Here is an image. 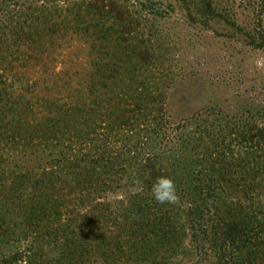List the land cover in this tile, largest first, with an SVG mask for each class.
Wrapping results in <instances>:
<instances>
[{
    "label": "rangeland",
    "instance_id": "1",
    "mask_svg": "<svg viewBox=\"0 0 264 264\" xmlns=\"http://www.w3.org/2000/svg\"><path fill=\"white\" fill-rule=\"evenodd\" d=\"M205 1L212 9L200 15L197 0H0V182L17 189L14 203L0 194V220L25 231L22 211L47 199L62 210L43 220L52 236L0 237V264L14 254L5 264H133L129 247L145 234L149 264H221L214 237L197 257L186 204L167 218L155 211L141 171L162 136L178 150L196 129L236 153L221 170L231 182L210 187L208 216L263 227L264 0ZM87 121L95 133L83 138ZM153 213L168 244L143 228Z\"/></svg>",
    "mask_w": 264,
    "mask_h": 264
},
{
    "label": "trees",
    "instance_id": "2",
    "mask_svg": "<svg viewBox=\"0 0 264 264\" xmlns=\"http://www.w3.org/2000/svg\"><path fill=\"white\" fill-rule=\"evenodd\" d=\"M199 3L200 6L197 8V12L200 15H202L206 10L212 9V5L208 1L197 0V3H194V5H198ZM160 103H162L161 99ZM162 110V105H160V107H157V116H160L162 114ZM77 117L78 116L75 109L69 108L65 116V121L69 125H72L77 122ZM157 118L159 122L162 121L160 123V126H163L162 123L164 121L162 120L161 116ZM194 123H197V121H194ZM84 125L85 133L83 131L82 133H78L83 138H90V135L95 133V131L92 130L93 125L90 121H87ZM35 130L37 131L36 133L39 132V128L36 129V127H34L33 132H35ZM63 130L66 131L68 129L67 127H63ZM205 132L206 131L201 130L197 133L196 129V132L193 134L189 133L187 135V133H183L184 139L180 144L178 150L173 149L174 144H171L169 145V147H167L168 145L166 146L165 143H162L164 139V137L162 136L158 143L159 146L156 148V152H158V154L155 152H145L146 154H150L147 155L146 158L148 164H144L141 169L142 172L146 171V174H144L146 175L145 188L147 191H150L152 184L159 176H167L174 180L177 193L180 197L179 203H177L176 205L182 206L183 204H186L184 209L185 216L188 222L190 244L192 245L193 250L196 251L198 258H203L204 249L207 247V244L210 245L211 238L214 237L216 241H219V244L217 243L216 247L220 249L219 256L222 258L221 264H239V261L240 264H255L257 258H260L264 261V236H259L257 237V239H251L247 237L253 234L252 231L256 233L255 236H258L259 234L264 235V225L263 227H252L246 225V223L239 218H237L239 220L238 221L236 219H227L226 217L222 218V216L216 214L214 218L208 216V208H210L209 201H214L217 197L215 191L213 189H210V187L214 183L217 184L215 188L219 190V181H221V177L223 181L225 180L231 182V180L223 179L225 173H221V170H226V168L233 169V163L236 160V153L233 149H231L230 151H228V148L224 149L223 146L221 147L215 140L211 142V144L204 142L202 134H205ZM70 133L72 132L70 131ZM12 136H14V134ZM27 136L29 138H32L31 133H27ZM198 138L200 139L198 140ZM11 140H14V138L11 137ZM160 150L162 151V153H160ZM154 154H157L158 157L156 158H158L160 161L156 159L154 160L152 158L151 155ZM164 158L167 160L166 162H168V164L163 162ZM224 159L229 161H225ZM208 162L210 163V167L207 169L210 170V175H207L205 172L200 171V169H202L201 166L203 165V163ZM61 164L62 163H60V165ZM0 176L3 177L2 174ZM93 178L95 179V182H100V179L96 176ZM243 181L245 182V180ZM108 183L109 182H107V180H102V186H105V188L108 187ZM236 183L239 184V179H236ZM3 186L4 185L1 183L0 194L3 202L6 203L10 201L14 203L13 193L15 190H17L16 187L11 186L7 188ZM97 190L102 192L101 185L97 187ZM43 202V204L39 203L33 205L27 212L22 211L21 220L25 225H23L22 222L20 224L23 226L22 228H24L25 231L27 230V232H25L23 229L15 230L13 228H7V224L9 221L5 222L4 218H1L0 226L4 227L0 228V237L9 239H19L21 237L22 239H24L28 237V234L30 235L31 233H36L39 237H48L56 234V231L52 228V224H45L43 220L46 218L52 220L60 219V217L62 216L61 201L60 199H47L43 200ZM153 205V207H156L155 211L158 210L159 212L161 211L163 213V218H167L169 210H172L173 207L176 206L169 204L161 205L156 201H154ZM3 209L5 211H8L6 207H3ZM156 213H153V215L149 216L150 218L148 217L149 221H153L155 223L150 224L152 222H147V225H144L143 228H145L144 230H148L147 233L150 232L151 236L153 237L160 235L163 242L156 243L157 245L168 244L169 241H167L165 232H163L164 236L161 235L160 229H158L157 227V231H154V226L160 219V217H158ZM212 223H214L215 226H213ZM171 226L173 227V230H175V223L171 224ZM141 228L142 227H140V229ZM219 229L221 231H218ZM170 233L172 235L171 231ZM70 234L74 235V230H71ZM217 235L220 236V238L225 236V239L217 238ZM137 236V239H141L140 233ZM117 242L120 243V241ZM135 243L136 246L129 247L126 260H130L131 263L134 262L133 264H137V262H148L149 264L150 260H154L155 256H152L153 251L151 250L152 241L150 239V236L145 234L144 239L140 244H138L139 242L137 241H135ZM120 249L122 250L121 244L119 250ZM234 252H238V254L240 253V259L238 258V256H236V260H234ZM3 256L4 254H2V257ZM5 258L6 259L2 260V263L4 264L9 261V259H18V256L14 254L8 255ZM33 264L36 263L33 262Z\"/></svg>",
    "mask_w": 264,
    "mask_h": 264
},
{
    "label": "clouds",
    "instance_id": "3",
    "mask_svg": "<svg viewBox=\"0 0 264 264\" xmlns=\"http://www.w3.org/2000/svg\"><path fill=\"white\" fill-rule=\"evenodd\" d=\"M152 198L159 204L176 205L180 197L176 190L175 182L167 176H159L151 186Z\"/></svg>",
    "mask_w": 264,
    "mask_h": 264
}]
</instances>
